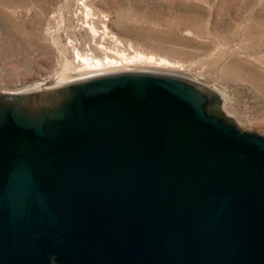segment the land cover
Wrapping results in <instances>:
<instances>
[{
  "label": "water",
  "instance_id": "water-1",
  "mask_svg": "<svg viewBox=\"0 0 264 264\" xmlns=\"http://www.w3.org/2000/svg\"><path fill=\"white\" fill-rule=\"evenodd\" d=\"M184 76L0 92V264H264V135Z\"/></svg>",
  "mask_w": 264,
  "mask_h": 264
},
{
  "label": "rangeland",
  "instance_id": "rangeland-1",
  "mask_svg": "<svg viewBox=\"0 0 264 264\" xmlns=\"http://www.w3.org/2000/svg\"><path fill=\"white\" fill-rule=\"evenodd\" d=\"M90 25L99 43L106 32L107 45L120 52L168 61L112 73L151 69L193 78L222 98L220 112L240 129L264 135V0H0V92L94 77L71 70L61 55L73 57L69 38L103 55Z\"/></svg>",
  "mask_w": 264,
  "mask_h": 264
},
{
  "label": "bare ground",
  "instance_id": "bare-ground-1",
  "mask_svg": "<svg viewBox=\"0 0 264 264\" xmlns=\"http://www.w3.org/2000/svg\"><path fill=\"white\" fill-rule=\"evenodd\" d=\"M89 31L92 34V45H95L99 48L100 52L103 53L102 56L97 55L96 51L93 49V47L91 45H88L86 50H83V49H81L80 45L75 43L74 40L72 41V39H70V38H69L68 44L72 49V56L73 57L70 59L66 53L61 54L65 63L70 65L71 70H76V71H84L85 70L86 74H87L86 77L87 76H89V77L94 76L95 77V75L99 76L100 74L105 75V73L110 74L109 72H111V71L114 72V71H116L114 69H117V67L123 66L125 64L131 65V64H136L138 62H148V63L158 62L159 64H165L166 62H168L167 60L162 59V58L159 61H157L154 56H146L142 53H136L134 55H128L124 51L120 52L116 46L112 45V47H111V46L107 45L106 39H107L108 33L104 32V36H103V38H101V42L99 43L98 38L100 37V35H99L97 28L93 25L92 26L90 25ZM57 34H58V32H57ZM54 42H58V40L56 41V39H54ZM90 44H91V42H90ZM130 70L135 71L132 69H130ZM143 71L144 72H152L151 69H148V70L147 69H140L139 72H143ZM153 72L161 73V71H159V70H156ZM62 84H64L63 81H59L58 83H50V85L45 83V82L39 83V84L33 86V88L36 90L33 89L34 91H32V92H37V91H43L44 92L47 90H52V89H55L54 87L57 88L58 86H61ZM259 86H261V84ZM46 88H49V89H46ZM26 93H29V92H26Z\"/></svg>",
  "mask_w": 264,
  "mask_h": 264
},
{
  "label": "flooded vegetation",
  "instance_id": "flooded-vegetation-1",
  "mask_svg": "<svg viewBox=\"0 0 264 264\" xmlns=\"http://www.w3.org/2000/svg\"><path fill=\"white\" fill-rule=\"evenodd\" d=\"M32 92V91H31Z\"/></svg>",
  "mask_w": 264,
  "mask_h": 264
}]
</instances>
